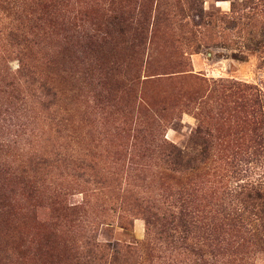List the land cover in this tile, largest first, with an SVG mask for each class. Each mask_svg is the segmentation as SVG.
<instances>
[{
  "label": "rangeland",
  "instance_id": "obj_1",
  "mask_svg": "<svg viewBox=\"0 0 264 264\" xmlns=\"http://www.w3.org/2000/svg\"><path fill=\"white\" fill-rule=\"evenodd\" d=\"M0 264H264V0H0Z\"/></svg>",
  "mask_w": 264,
  "mask_h": 264
}]
</instances>
